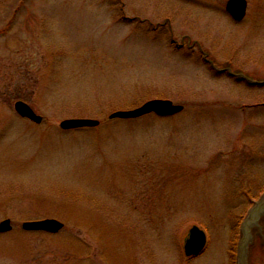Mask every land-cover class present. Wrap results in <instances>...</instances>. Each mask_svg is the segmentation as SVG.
I'll list each match as a JSON object with an SVG mask.
<instances>
[{
    "label": "rangeland",
    "instance_id": "obj_1",
    "mask_svg": "<svg viewBox=\"0 0 264 264\" xmlns=\"http://www.w3.org/2000/svg\"><path fill=\"white\" fill-rule=\"evenodd\" d=\"M228 1L0 0V264H264V0ZM152 100L184 109L109 118Z\"/></svg>",
    "mask_w": 264,
    "mask_h": 264
},
{
    "label": "water",
    "instance_id": "obj_2",
    "mask_svg": "<svg viewBox=\"0 0 264 264\" xmlns=\"http://www.w3.org/2000/svg\"><path fill=\"white\" fill-rule=\"evenodd\" d=\"M225 10L227 14L235 21L241 22L247 10L246 0H229L226 3ZM221 72V71H220ZM231 75V74H230ZM234 76V75H231ZM251 85L263 86L264 81L254 82L249 78H243ZM184 107L180 105H174L171 101L167 100H152L145 103L142 107H139L132 111H120L112 114L110 119H138L149 114H155L159 117H172L180 114ZM14 110L21 118L28 119L29 121L40 124L42 118L37 116L34 111L23 102H16ZM99 125L98 121L86 120V119H71L61 122L60 128L62 130H76L82 128H95ZM264 213V194L259 201L255 202L251 207L249 216L246 222L242 225L243 235H249V229L258 221V219ZM253 224V225H252ZM252 225V226H251ZM63 228V224L56 220H42L36 222H26L22 225V229L27 232H45L50 234H56ZM12 230L9 220L3 221L0 224V233H7ZM207 238L205 233L196 226H193L189 232L188 237L184 242V255L188 258L197 257L201 255L206 248Z\"/></svg>",
    "mask_w": 264,
    "mask_h": 264
},
{
    "label": "flooded vegetation",
    "instance_id": "obj_3",
    "mask_svg": "<svg viewBox=\"0 0 264 264\" xmlns=\"http://www.w3.org/2000/svg\"><path fill=\"white\" fill-rule=\"evenodd\" d=\"M187 1L194 2V0H187ZM196 1H198V0H196ZM159 27L160 26L157 25V27H155V29H157ZM162 28H164V25H162ZM170 44H171L170 46L173 45L176 48V51L177 50H184V49H187V48L189 49L188 51H197L198 55L202 58V63L205 64V65H209L211 67V69H213V66L211 65V62L209 61V59L206 58L204 52L199 48V46L197 44H196V46H193V47L187 46L185 41H184V39L182 40V43H180V44L175 42V41H173L172 39H170ZM216 73L220 74L221 72H216ZM262 87H264V85Z\"/></svg>",
    "mask_w": 264,
    "mask_h": 264
}]
</instances>
